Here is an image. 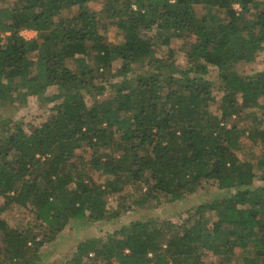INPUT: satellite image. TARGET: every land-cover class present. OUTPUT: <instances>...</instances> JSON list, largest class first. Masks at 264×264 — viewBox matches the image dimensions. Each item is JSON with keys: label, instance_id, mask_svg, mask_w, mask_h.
I'll return each instance as SVG.
<instances>
[{"label": "trees", "instance_id": "16d2710c", "mask_svg": "<svg viewBox=\"0 0 264 264\" xmlns=\"http://www.w3.org/2000/svg\"><path fill=\"white\" fill-rule=\"evenodd\" d=\"M76 7L79 18L63 16ZM109 18L117 44L100 31ZM170 32L196 38L184 68L174 53L158 57ZM263 47L261 0H0V264L42 259L44 241L2 219L10 207L32 208L53 241L71 223L119 217L108 198L123 199L128 185L146 190L137 205L157 197L174 204L205 180L235 192L200 205L183 231L134 223L122 238L79 243L68 264H203L208 253L225 264H264V187H254L264 156L249 161L228 124L253 112L248 119L264 145L256 113L264 110V71L239 70ZM115 59L123 66L114 73ZM212 70L218 81L208 77ZM48 87L60 102L27 132L24 120L13 122L16 109ZM107 89L114 93L105 96ZM218 98L221 116L211 109ZM120 143L126 147L116 153ZM87 147L90 165L111 175L105 184L74 159Z\"/></svg>", "mask_w": 264, "mask_h": 264}, {"label": "rangeland", "instance_id": "374dc122", "mask_svg": "<svg viewBox=\"0 0 264 264\" xmlns=\"http://www.w3.org/2000/svg\"><path fill=\"white\" fill-rule=\"evenodd\" d=\"M264 4V0H261ZM91 9L100 10L99 6L91 3L89 5ZM236 8H239L236 6ZM198 15L202 14V8H198ZM79 8H72L64 13L66 18H79L81 16ZM100 31L107 38V42L110 44H117L119 42L118 33L115 26L111 23V19H103L100 22ZM22 35L24 38L30 40L37 37V32L34 31H23ZM166 36H171L170 44L165 47H159L158 57H168L170 54L174 53L176 57L177 64L181 67L188 66L189 54L191 52V45L196 42L195 37L189 39H179L177 34L170 32L165 34ZM91 45V44H90ZM161 45V44H160ZM172 51V53H171ZM242 64L239 67L241 72H254V71H264V47L261 51H258L253 55L250 60ZM123 64L119 59H115L113 62V72L117 70H122ZM140 70L134 68V72L128 74L129 78H134L136 73ZM218 71L212 70L208 77H214L217 80ZM36 78V74L29 76L30 80ZM45 77L40 78L39 81H44ZM121 78L115 79V82H119ZM98 80L97 82H99ZM96 82V83H97ZM218 82L215 84V88L218 86ZM56 90L53 87L45 88V90L40 94V96H31L25 102H23L19 107H17L14 120H24L25 130L30 131L31 127H38L43 125L52 115V108L60 102L56 98ZM114 92L111 89H107L105 96L112 95ZM86 99L91 102L90 98ZM221 98L217 99V103L213 104L211 109L217 115L221 116V111L219 110V103ZM253 112H246L241 114V116L233 117L229 124V127H235L237 131L238 141L244 146L247 159L252 160L251 154H255L256 157L264 156V145L260 141V135L258 132L253 131V123L248 119V116ZM257 115L259 117L258 126L260 129L264 130V110H257ZM13 125H11L12 128ZM126 147L125 144L120 143L114 146L115 152L120 153L119 147ZM237 155L243 158L242 153L238 152ZM92 158V150L90 148H81L75 152V160L80 162L84 161L87 163L86 172L90 177L99 184H105L107 180L111 179V175L107 172L97 169L90 165V160ZM257 160H253L255 163ZM256 173L258 175L257 180H255L254 187H264V166L259 164L256 168ZM235 190H222L218 187L216 181L205 180L202 181L199 189L193 195H188L184 201L174 204L166 203L161 197L156 199H150L143 205H137L134 200L141 198V196L146 194V190L136 191L131 185L126 187L123 199L119 196H111L108 198L107 208L109 212L118 211L120 212L119 217L113 218L111 220H105L102 222H90L78 225V223H71L67 228L58 235V237L53 240H47L45 236L48 234L46 228H40L39 221L32 208L28 209H17L16 207L8 208L3 214L2 219L14 229L18 231H31V237H37V240H43L44 245L41 248L42 259L38 264H68L72 259L74 253L76 252L79 243L84 242L89 239L101 238L107 240L109 238H122L123 232H126L134 223H151L158 222L163 228H167V234H173L175 231H183V227L188 226L190 216L195 212V210L202 204L230 197ZM4 203V200L0 198V205ZM122 205L125 206L121 207ZM210 224H212L216 218L213 214L206 215ZM172 230V231H171ZM2 242V234H0V244ZM238 251V255L243 254ZM241 262V260H240ZM203 264H225L220 256H215L208 253L203 258Z\"/></svg>", "mask_w": 264, "mask_h": 264}]
</instances>
